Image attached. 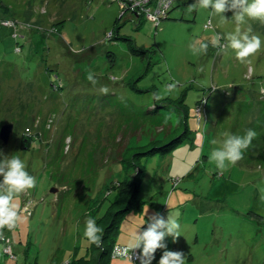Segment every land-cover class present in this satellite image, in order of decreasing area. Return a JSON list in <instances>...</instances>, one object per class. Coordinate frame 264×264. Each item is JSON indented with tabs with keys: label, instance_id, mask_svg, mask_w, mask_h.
<instances>
[{
	"label": "rangeland",
	"instance_id": "obj_1",
	"mask_svg": "<svg viewBox=\"0 0 264 264\" xmlns=\"http://www.w3.org/2000/svg\"><path fill=\"white\" fill-rule=\"evenodd\" d=\"M1 1L0 127L11 123L12 132L0 139V156L19 157L36 186L18 197L22 221L3 230L0 264H94L85 222L107 224L118 198L108 186L132 176L130 158L143 166L140 204L121 217L117 245L147 207L178 218L182 235L165 243L186 264H264V22L240 25L261 39L251 63H241L230 48L193 54L191 42L237 27L231 11L227 20L199 6L188 13L195 0H171L156 27L117 0ZM172 82L177 88L153 111L152 93ZM176 106L187 112L190 136L135 157L180 132ZM247 129L257 133L252 156L219 171L211 152ZM108 264L123 261L112 255Z\"/></svg>",
	"mask_w": 264,
	"mask_h": 264
},
{
	"label": "clouds",
	"instance_id": "obj_2",
	"mask_svg": "<svg viewBox=\"0 0 264 264\" xmlns=\"http://www.w3.org/2000/svg\"><path fill=\"white\" fill-rule=\"evenodd\" d=\"M197 6L202 9H211L215 14L223 15L231 11L232 19L237 24L235 31L228 34L214 33L208 42L195 40L189 44L193 54H207L209 45L218 51L227 48L234 50L235 58L241 63H251L249 57L258 53L261 49V39L252 33L249 26L242 31L240 25L245 23V18L264 22V0H195L187 6V12L196 10ZM211 21H209V24ZM226 40V44L221 41ZM86 79L96 85L98 80L94 73L88 72ZM177 82L169 83L163 91L152 93L155 104L171 95L177 88ZM102 94H108L109 88H100ZM206 102V101H205ZM202 118V117H201ZM227 138L221 147L214 149L210 154V161L215 162L219 171L226 170L228 165H235L243 158L252 141L257 137L253 129H247L245 134H226ZM196 159H199L197 155ZM195 161H193V165ZM36 186V178L26 170L25 163L17 156H0V238H3V230H12L22 221L21 207L18 197ZM142 219L127 234L125 242L116 249L117 255L122 258L123 264H151L158 249L164 250L158 264H186L187 255L182 251L167 250L165 240L171 237L173 242L181 236L178 218L165 217L159 212L148 214V208H142ZM147 224L145 228L141 225ZM84 236L88 242L97 247L103 245V229L96 223V219L89 218L85 222ZM138 250V251H137Z\"/></svg>",
	"mask_w": 264,
	"mask_h": 264
},
{
	"label": "trees",
	"instance_id": "obj_3",
	"mask_svg": "<svg viewBox=\"0 0 264 264\" xmlns=\"http://www.w3.org/2000/svg\"><path fill=\"white\" fill-rule=\"evenodd\" d=\"M120 6L122 7L123 10L125 9V7H123L121 4H120ZM0 7L2 9L7 10V7L3 4V2L1 0H0ZM129 11H131V10L129 9ZM123 12H125V10ZM133 50L135 52L142 53L141 51L140 52L136 51V49H134V48H133ZM207 101H208V98H206L204 100V105L207 104ZM155 107L156 108H154L153 111H157L158 107L157 106H155ZM161 107L164 109L171 108V111L173 110L172 107H166V106H161ZM176 107L181 111V117H180V121L178 124V126L181 127L180 132L175 137H173L172 139H170L166 142H163L162 144H160L158 146H152L148 149H145V151L138 152V153L134 154L135 157H137V156H148V155H152L155 153H166V152L170 151L176 145L182 143L186 138H188V136H190V132H189L187 121H186L187 120V112L183 108H181L180 106H176ZM161 120L164 121L165 118H162ZM169 132H171V130ZM30 141H31L30 138L25 139V137H24V141L22 142V145L23 146H29ZM254 149H255V144L252 146V143H251V146L246 151L243 152V159H244V157L252 156ZM126 164H127L126 166L128 168L130 166L134 165L135 170H134V173H132V176H130L129 178H127L126 180H123V181H116L115 183H112V184H110V186H108V188H109L108 190H110L112 188L118 189V195H117L118 198L113 201V203H112L113 206L110 207V208H116V206H117V209L111 214V216H109V218L106 219L108 222L103 227V245H102V247L95 246V248L97 249V251H96L97 256L95 258H93L92 263H94V264H108L109 258L112 256L111 255L112 248L115 245H117L115 243V237L113 235H115L116 232H118L116 230H117V226H118V223H119L121 217L124 215V213L127 210H130V208H132L133 206L140 204V202L138 201V198H137V193H138V190L140 187V182H141V178H142V174H143V166L136 163L133 158H130ZM109 211L107 212V215H108Z\"/></svg>",
	"mask_w": 264,
	"mask_h": 264
},
{
	"label": "built area",
	"instance_id": "obj_4",
	"mask_svg": "<svg viewBox=\"0 0 264 264\" xmlns=\"http://www.w3.org/2000/svg\"><path fill=\"white\" fill-rule=\"evenodd\" d=\"M118 1L119 4H121L126 9L130 8L131 10L133 8H139L142 12H144L146 19L152 22L154 26L155 24H158L159 20H161L164 17L165 11L169 9L172 3L171 0H118ZM120 246L121 245H115L112 248L111 255H117L116 249ZM8 254L12 255L10 252H8Z\"/></svg>",
	"mask_w": 264,
	"mask_h": 264
},
{
	"label": "water",
	"instance_id": "obj_5",
	"mask_svg": "<svg viewBox=\"0 0 264 264\" xmlns=\"http://www.w3.org/2000/svg\"><path fill=\"white\" fill-rule=\"evenodd\" d=\"M12 132V124L7 123L0 127V139L3 143H6L9 137V134Z\"/></svg>",
	"mask_w": 264,
	"mask_h": 264
},
{
	"label": "flooded vegetation",
	"instance_id": "obj_6",
	"mask_svg": "<svg viewBox=\"0 0 264 264\" xmlns=\"http://www.w3.org/2000/svg\"><path fill=\"white\" fill-rule=\"evenodd\" d=\"M124 10H126V8Z\"/></svg>",
	"mask_w": 264,
	"mask_h": 264
}]
</instances>
